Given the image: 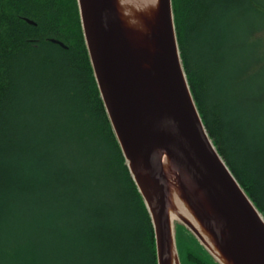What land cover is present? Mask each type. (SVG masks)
Here are the masks:
<instances>
[{"label": "trees", "instance_id": "obj_1", "mask_svg": "<svg viewBox=\"0 0 264 264\" xmlns=\"http://www.w3.org/2000/svg\"><path fill=\"white\" fill-rule=\"evenodd\" d=\"M207 134L264 218V0H171ZM0 264H157L76 0H0ZM180 264H217L175 224Z\"/></svg>", "mask_w": 264, "mask_h": 264}, {"label": "water", "instance_id": "obj_2", "mask_svg": "<svg viewBox=\"0 0 264 264\" xmlns=\"http://www.w3.org/2000/svg\"><path fill=\"white\" fill-rule=\"evenodd\" d=\"M76 1L105 111L150 215L157 264H180L175 224L217 264H264V218L199 116L171 0Z\"/></svg>", "mask_w": 264, "mask_h": 264}, {"label": "rangeland", "instance_id": "obj_3", "mask_svg": "<svg viewBox=\"0 0 264 264\" xmlns=\"http://www.w3.org/2000/svg\"><path fill=\"white\" fill-rule=\"evenodd\" d=\"M2 182V180L0 179V183Z\"/></svg>", "mask_w": 264, "mask_h": 264}]
</instances>
